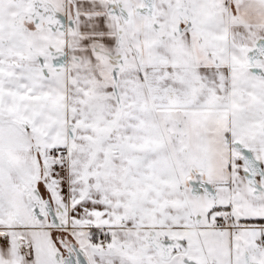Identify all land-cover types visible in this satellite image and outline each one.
I'll return each mask as SVG.
<instances>
[{"label":"snow or ice","instance_id":"obj_1","mask_svg":"<svg viewBox=\"0 0 264 264\" xmlns=\"http://www.w3.org/2000/svg\"><path fill=\"white\" fill-rule=\"evenodd\" d=\"M0 264H264V0H0Z\"/></svg>","mask_w":264,"mask_h":264}]
</instances>
